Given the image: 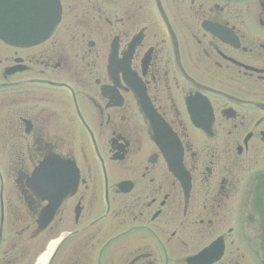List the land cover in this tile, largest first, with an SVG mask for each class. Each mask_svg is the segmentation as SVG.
<instances>
[{"label":"flooded vegetation","instance_id":"1","mask_svg":"<svg viewBox=\"0 0 264 264\" xmlns=\"http://www.w3.org/2000/svg\"><path fill=\"white\" fill-rule=\"evenodd\" d=\"M21 4L0 264H264V0Z\"/></svg>","mask_w":264,"mask_h":264},{"label":"water","instance_id":"2","mask_svg":"<svg viewBox=\"0 0 264 264\" xmlns=\"http://www.w3.org/2000/svg\"><path fill=\"white\" fill-rule=\"evenodd\" d=\"M0 25L7 29L11 25H21L20 18L16 16V12L22 5V0H0ZM0 31V37L5 41L11 39V37L6 33V30Z\"/></svg>","mask_w":264,"mask_h":264},{"label":"bare ground","instance_id":"3","mask_svg":"<svg viewBox=\"0 0 264 264\" xmlns=\"http://www.w3.org/2000/svg\"><path fill=\"white\" fill-rule=\"evenodd\" d=\"M53 247H54V244L51 246V248H50V249L52 250V249H53ZM48 255H49V254H48ZM48 255L45 257V259L48 257Z\"/></svg>","mask_w":264,"mask_h":264}]
</instances>
